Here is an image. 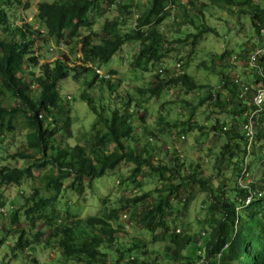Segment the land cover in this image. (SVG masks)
I'll use <instances>...</instances> for the list:
<instances>
[{
    "label": "trees",
    "instance_id": "obj_1",
    "mask_svg": "<svg viewBox=\"0 0 264 264\" xmlns=\"http://www.w3.org/2000/svg\"><path fill=\"white\" fill-rule=\"evenodd\" d=\"M181 1L148 0L149 5L141 10L139 27L130 34H122L121 28L125 26L126 20L133 18L135 8L132 3L124 4L123 0L39 1L35 24L44 28L47 35L57 44L62 41H65L67 45L76 43L81 37V32H86L81 40L82 58L79 59L81 65L73 69L62 61H56L53 65L46 62L39 65V58L34 51V41L28 39L27 34L24 40L23 35L25 29L30 32L32 28L30 26L18 28L10 25L9 17L4 9L0 8V29L3 34L2 37L0 35V80L3 82L0 86V98L3 102L9 96V99L18 101L23 107V109L13 110L0 107V134L13 132L18 116L23 115L30 131L27 136L28 150L39 155L38 160H33L24 153L14 156L15 160L17 158L29 162L32 160L33 164L25 171L17 170V176L13 179L10 178V169L4 168L0 171V206L4 205L1 200L5 196L3 188L11 185L19 186L24 180L41 184L43 189L51 193V197L45 199L41 196L39 189H35L32 198H38V200H35L34 206L26 211V220L32 223L37 219L44 220L45 225L53 230L50 237L57 242L63 257L70 263L264 264V189L262 188L264 174L259 177V181L253 175L260 164L263 165L264 170V106L262 109L252 108V111H258L252 119L254 121L252 141L237 126L238 123H246L244 114L250 110L249 102L256 96V90L251 88L246 93L245 99H240L238 87L226 84L227 78L224 79L226 76L221 77L222 87L232 91V99L222 101L220 93L214 95V89L207 88L210 90L209 101L221 109V113L216 114L209 131V134L220 136L224 141L220 153L215 157V162L226 165L224 168H221L222 166L216 168L214 175L207 179H201L196 173L186 170L179 146H177L179 149L173 147V160L169 162L167 161L169 150L166 152V159L159 158L158 144L163 142L161 138H158L159 141L155 140L157 142L155 143L152 139L153 135L146 128L141 136L134 135L132 123L136 120L138 113L136 110L131 111V107L137 108L140 104L131 98L129 103L122 106L120 110L117 108L113 110L101 103L99 107L94 99H89L85 94L81 95V100L97 117V122L91 129L95 132L98 146L114 144V150L110 154L95 151L94 159H92L91 150L88 148L81 145L65 147L56 137L68 125V116L66 122H62L66 112L62 106L59 83L67 79L70 72L74 73L75 79H79L93 72V67L108 65L119 52L126 53L128 50L126 47L130 44L140 46L132 64L134 68H140L144 72L155 68L164 59L160 46L166 40L161 27L166 16H170L169 13L165 16V9L168 5L181 7ZM186 3L190 8H197L198 0H186ZM208 3L220 8L236 6L241 7L242 10L248 8L252 14L253 27L258 29L257 33L262 38L260 47L264 46V36L260 33L261 28L264 27V10L255 6L253 0H208L200 6L205 8V4ZM103 6H108V11L113 7L117 15L110 20L107 19L101 32L98 33L94 30V26L101 17L99 12L103 10ZM208 33L210 29L197 26V34L192 37L193 46L205 41ZM33 35L34 33L30 32V36ZM227 56L229 52L226 51L220 58V63ZM25 66H28V70L31 71L28 74L35 78L32 80L40 89L38 98L31 94L32 83L24 82V78L28 76L24 70ZM36 69L40 70L38 75L35 73ZM114 73L111 74L114 75ZM19 74L23 77H18ZM155 78L158 85L150 93L157 98H160L163 91L170 87L179 86L186 95L206 89V87H199L186 74L170 78L165 71L164 74L157 75ZM257 78L256 84L261 83L264 87V76ZM94 80H98L96 76ZM101 81L102 84L107 83V81ZM200 104L203 105L204 102ZM139 111L145 115L143 110ZM161 112L159 110L158 114ZM41 115L44 116V121L40 119ZM144 115L140 119L142 123L146 121ZM192 115L194 116V112ZM159 116L158 122L162 126L163 134L167 135L173 129L165 122L163 115ZM221 117L223 124L219 122ZM49 120L50 123H48ZM193 123L192 116L188 117L182 125L187 127L183 131L189 133L198 130L192 126ZM99 126L103 129L98 130ZM224 128L227 129L226 132L223 131ZM181 136L176 138V141H185L180 139ZM137 144L140 147L139 151L133 147ZM51 150L58 153L49 154ZM122 164H131L135 170L132 178H120L119 184L122 188L128 180V182H134V192L141 191L144 185L137 182L142 174L147 176V173L143 172L145 168L148 169L149 178L159 181L160 186L156 192L161 195L155 202H148L153 196L151 193H144L140 196H131L120 206L111 209L109 208L111 203L106 197L100 199L102 203L100 215H91L85 219L76 218L72 222L58 223L56 221L59 217L55 213L57 212L55 203L62 195L64 181L73 177L74 180L70 186L77 188L80 196L83 197L88 190L95 187L97 180L109 176ZM46 167H50V171H47ZM33 169H39L44 173L34 177L31 175ZM184 188L188 191L191 189L193 194L194 192L204 194L208 202L204 218L199 221L200 230L203 231L199 245L194 243L193 234L180 233L179 227L183 228V224L178 219L180 210L173 208L175 202L172 200L173 197L178 200L180 190ZM250 189H257L258 195L253 197L250 205H246ZM175 204L183 206L185 210L187 202ZM125 211L130 214L132 222L137 221L150 234L151 243L160 241L165 244L166 255L170 253L173 255L172 262H162L159 256L154 260L148 257L146 260L141 259L149 254L144 252L145 245L140 241L131 242L126 247L119 243L120 240L116 234L125 229V225L120 222L121 213ZM19 212V210L12 212L11 225L1 229L0 248L4 247L9 240H15V248L18 252L29 251L32 254L35 247L40 245L43 233L38 232L33 240L26 239V231L18 228L21 223ZM112 224H115V227ZM81 225H85L89 232L82 233L79 240L76 238V232ZM191 245L195 247L190 249ZM188 249L189 255L186 256L184 252ZM196 250L197 253H195Z\"/></svg>",
    "mask_w": 264,
    "mask_h": 264
},
{
    "label": "rangeland",
    "instance_id": "obj_2",
    "mask_svg": "<svg viewBox=\"0 0 264 264\" xmlns=\"http://www.w3.org/2000/svg\"><path fill=\"white\" fill-rule=\"evenodd\" d=\"M39 1L41 0H0V7L10 17V25L24 28L28 23H32L31 19L36 13L37 3ZM206 1L198 0L197 8L181 6L168 11L171 16L174 14L173 17L175 20H167L165 24L169 26L163 30L168 41H171H169L170 43L178 41L177 44L180 46V50L183 51V57L187 58L185 64L187 75L199 87H206V89L186 95L184 90L177 86L171 87L173 88V93L169 92L171 88H166L160 98L152 96L150 91L155 90V86L157 87L154 75L155 69L151 72H144L140 68H134L132 66L134 55L137 53L139 46L130 44V46L126 47L130 52H119L108 65L98 67L106 73L116 72L110 82H103L102 84V81L94 80L95 74L93 72L79 79H75L74 73L70 72L69 78L59 83L58 89L60 90V96L62 98V106L66 112L65 116L62 117L63 123L66 122V117L68 116L67 128H63L56 136L59 142L63 143L65 147L81 145L82 147L88 148L91 150L92 159H94L93 154L95 151L110 154L114 150V144L98 146L95 132L91 129L95 122H97V117L89 109L88 105L81 100V95L85 94L89 99H94L96 105L99 107L101 103L102 105L111 107L113 110L115 108L120 110L122 106L128 104L132 99L140 104L137 108L134 106L131 107V111L136 110L138 113L136 120L139 119L132 123L134 135L141 136L144 128H146L153 135L152 139L155 143H157L155 140L161 138L163 142L158 144L160 148L158 150V154H160L159 158L166 159L168 147L179 146L182 151L180 155L185 162L186 170L196 173L201 179H207L213 176L216 168L220 166H222L221 168L226 167L224 164H217L215 162V157L220 153L224 141L220 136L209 134V131L216 116L221 113V109L209 101L208 95H210V90L207 88H213L214 95L220 93L222 101H226V99H232L233 93L222 87V76H226L224 79L227 78L226 84L229 86H231L234 78L237 76L252 86L258 85L256 81L258 79L257 77L260 78V76L253 70L248 69L250 66L249 64L247 65L246 58L254 51V47L260 45L262 38L257 33L258 29L253 27L252 14L248 8L243 10L239 6L235 8H220L212 5V3L210 5L209 3L205 4V8L201 7L200 5ZM147 2L148 0H123L124 4L132 3L133 8H135L134 11L144 10L145 7L142 6H146ZM140 3L143 5H139ZM253 3L255 6L260 7L261 10H264V0H253ZM107 7L103 6V10L99 12L101 13V17L94 26V30L98 33L101 32L107 19L110 20L117 15L113 11L114 8L108 11ZM197 26H205L207 29H210V33L207 34L208 38L205 41L193 46L194 42L192 37L197 34ZM42 30H44L43 33H40ZM133 31V22L129 18L128 21L126 20L125 26H122L121 32H123L122 34H128ZM30 32L34 33L36 39H32ZM30 32L26 29L25 32L23 31L24 40L27 34L28 39L30 38L34 41V51L39 58V65L44 62L53 65L57 60L65 63L70 69L81 65L79 64V59L82 57L81 40L86 32H81V37H79L76 43L72 42L67 45L64 41L65 47L62 49L57 48L56 41L47 35L44 28L39 27L35 30L32 27ZM0 35L1 37L3 35L2 29H0ZM50 49L53 50L50 52ZM226 51L229 52V56L220 63V58ZM123 55H128L129 58L123 61ZM235 56H239V61L231 64L230 61L234 60ZM165 67L171 69V73H173L170 62H168V65L165 64ZM260 67L264 70V66ZM39 71V69H36L35 73L38 75L40 73ZM32 78V76L27 77L26 83H32L31 94L33 97L38 98L40 89H38L37 83ZM68 97L72 99L69 101ZM9 98L8 96L3 102L0 98V107H8L11 110L20 107L18 101H13ZM201 102H204V104L201 105ZM140 109L145 112V115L139 111ZM159 110L163 112L162 117L165 118V122L173 129L167 135L163 134L162 126L158 122L160 117L158 114ZM192 112H194V116ZM143 115L144 117L146 116V121L143 122L144 124L140 120L143 118ZM191 116L194 119L192 126L198 130L185 133L183 130L187 127L182 125L187 121L186 118ZM219 122L223 124L222 117L219 119ZM14 125L15 130L13 132L0 134V171L4 168L10 169V178L12 179L17 176V170L25 171L33 164L32 160V162L20 158L15 160L14 156L16 157V155L24 153L32 157L33 160L39 159V155H35L28 150L29 144L27 143V136L30 131L27 128L28 125L25 117L19 115ZM100 129L102 130L103 127L99 126L98 130ZM180 135H184L186 140L176 141V138L178 139ZM133 147L137 151L140 149L138 144ZM52 153L56 154L58 152L51 150L49 154ZM172 160V155H168L167 161L170 162ZM132 167L133 165L131 164H122L118 170L109 174V176L97 180L94 184L95 187L92 190H88L83 197L80 196L77 188L70 186L74 180L73 177L64 181L62 195L58 202L55 203V210H57L55 213L59 217L56 221L58 223L72 222L76 218L85 219L91 215H100L102 205L100 199L106 197L111 203L109 206L111 209L120 206L123 201L128 200L131 196H140L144 193H151L153 197L148 202H155L157 197L161 195V193L156 192L160 184L158 180L149 178L147 168L143 170V172L147 173V176L142 174L138 178L137 183L141 182L144 185L141 191L137 190V192H134V182L131 183L128 180H126L123 188L119 184L121 182L120 178L133 177L135 170ZM45 169L50 171V167H46ZM41 173L43 174L44 172H41L39 169H33L31 175L37 177ZM262 174H264V170L263 165L260 164L254 170L253 175L259 181L258 179H260L259 177ZM37 188L43 198L47 199L51 197L50 192L43 189L41 184L34 183L32 180H24L19 186L11 185L10 187L2 189L4 190L5 196L1 198L4 205L2 207L0 206V236L2 234L1 229L11 225V213L19 210L18 215L21 217V223L18 228L26 231V239L33 240L35 235L40 231L43 233V237L40 239V245L35 247L34 253L32 254L29 251L18 252L15 248L16 241L9 240L4 247L0 248V264H73L66 261L63 257V252L59 248V245L50 237L53 230L45 225L44 220L37 219L33 223L32 221L26 220V211L34 206L35 200H38V198H32L34 190ZM185 194L184 196L187 198L185 210L183 206L175 204L178 203L177 201L173 205V208L180 210L178 219L183 224V228L179 227V230L181 234H193L194 243L199 245L201 242L200 237L203 233L200 230L201 226L199 221L204 218L205 208L208 202L204 194L199 192H194L193 194L191 189L188 193L185 192ZM112 226L115 227V224H112ZM122 231H119L116 237L119 238V243L123 247L129 246L131 242L140 241L144 243V252L149 255L141 259L146 260L148 257L154 260L159 256L162 262H172L173 255L172 253L166 255L167 249H165V244L160 241L151 243L152 237L137 221H134L132 225L128 224ZM84 232H89V230L85 225H81L76 232V238L80 240V235ZM194 247V245H191L190 249ZM195 253H197V250ZM184 255H189V249L184 252Z\"/></svg>",
    "mask_w": 264,
    "mask_h": 264
},
{
    "label": "clouds",
    "instance_id": "obj_3",
    "mask_svg": "<svg viewBox=\"0 0 264 264\" xmlns=\"http://www.w3.org/2000/svg\"><path fill=\"white\" fill-rule=\"evenodd\" d=\"M208 1V0H207ZM181 3H182V6H186L187 7V3H186V0H182L181 1ZM38 4V3H37ZM139 5H143V4H139ZM138 5V6H139ZM149 4H148V2L146 3V6H148ZM146 6H142V7H146ZM175 7H177V6H174V5H168L167 6V8L165 9V16L167 15V13H169L168 11H171V9H174ZM189 7V6H188ZM0 8H2V7H0ZM111 8H113V7H111ZM110 8V9H111ZM148 8V7H147ZM190 8V7H189ZM235 8V7H234ZM170 14V13H169ZM36 15H37V8H36V13H35V15H33V17H32V19H31V22L32 23H28V25H25V26H30L31 28L33 27V29L35 28V30H37L38 28H39V25H36L35 24V17H36ZM174 15V14H173ZM173 15L171 16V14H170V16H166L167 18H166V20L164 21V23L162 24V27H161V31H162V33H163V30L164 29H166V28H168V24H165V22L167 21V20H169L170 19V21H172V20H175L174 19V17H173ZM141 16H142V14H141V10H137V11H134V14H133V18H132V22H133V27H134V30H136L138 27H139V25H140V20H141ZM9 17V16H8ZM10 18V17H9ZM10 20V19H9ZM11 24V23H10ZM36 26V27H35ZM18 28H23V27H18ZM43 31L44 30H42V31H40V33H43ZM34 32V31H33ZM134 32V31H133ZM132 32V33H133ZM260 33H261V35H263L264 36V27L263 28H261V30H260ZM128 34H130V33H128ZM164 34V33H163ZM164 37H165V40H166V42L164 43L163 42V44L160 46V49H161V53L164 55V59H163V61L161 62V63H159L158 65H156L155 66V68H153V69H155V77L157 76V75H162V74H164V72L165 71H167L168 72V75H169V77L170 78H172V77H180V76H183V75H187V73H186V71H185V64H186V61H187V58H184L183 57V55H182V53H183V51H181L180 50V46L177 44V42H175L174 43V41L172 42V43H170L169 41H168V39L166 38V36H165V34H164ZM33 38H35L36 39V37L33 35L32 36V39ZM34 40V39H33ZM135 45H137V46H139V44H135ZM63 47H65V42L64 41H62V42H60L59 44H57V48L58 49H62ZM81 47H82V44H81ZM255 49H254V51L255 50H257V49H259L260 48V45L259 46H256V47H254ZM261 48H264V46H262ZM139 49H140V46H139ZM139 49H138V51H139ZM53 49H50V52L52 51ZM138 51H137V53H138ZM253 51V52H254ZM126 52H130V51H126ZM125 53V52H124ZM137 53H135V55L134 56H136L137 55ZM168 57V58H167ZM249 57H250V55L246 58V63H247V65L249 64ZM82 58V57H81ZM80 58V59H81ZM127 58H129L128 57V55H123V61H126L127 60ZM231 58V57H230ZM229 58V59H230ZM238 58H239V56H235L234 57V60H232V61H230V63L231 64H235L237 61H239L238 60ZM170 59V60H169ZM263 60H264V58H262L261 60H260V62H259V64H258V67L260 68V69H262L260 66H262V63H264L263 62ZM57 61H59V60H57ZM168 62H170V64H171V67L173 68V73H171V69H169V68H166L165 67V64H167L168 65ZM46 63H48V62H46ZM79 64H81V63H79ZM89 67V66H88ZM101 67H103V66H101ZM100 68V67H99ZM98 67H93L92 69H93V73L95 74V76L97 77V79H98V81H101V80H104V81H111L112 80V78H113V74H111L110 72L109 73H106V72H103L101 69H99ZM153 69H151L149 72H151ZM248 69H251V70H253L258 76H260L259 75V72H258V69L257 68H251V67H249ZM24 70L27 72V75L28 76H26V78L27 77H29L30 75L28 74V72L30 73L31 71L30 70H28V66H25L24 67ZM263 70V69H262ZM97 71H99L100 73H101V75L100 74H98L97 73ZM189 76V75H188ZM248 76L250 77V75L248 74ZM263 76H264V70H263ZM18 77H23V75L22 74H19L18 75ZM262 77V76H261ZM26 78H24V82L26 83ZM69 78V77H68ZM156 80V82H157V85H158V81H157V78H155ZM236 80H238L240 83H244V84H247L243 79H241L239 76H237V77H235L234 78V81L232 82V86H234V87H238V89H239V91H240V94H241V90H240V87H239V85H237L236 83H235V81ZM2 80H0V86H2ZM27 84H31V82H28ZM252 89H254V90H256L258 87H263V85H261V84H258V85H256V86H251L250 84H248ZM155 88H156V86H155ZM171 88V87H170ZM264 88V87H263ZM39 89V88H38ZM31 91H32V85H31ZM170 93L172 92L173 93V88H171L170 89V91H169ZM61 97V96H60ZM69 99V101L72 99L71 97H68ZM255 98V97H254ZM254 98H253V100H251L250 102H249V104H250V106H249V108H250V110L247 112V113H245L244 114V118H245V121H246V123L244 124V123H238V125L237 126H239V128H240V130L245 134V136L247 137V138H250V140L252 141V139H253V135H254V121L252 120L255 116H256V114H257V110L256 111H252V108H256V109H262L263 108V106H264V104L259 108V107H257L255 104H254ZM62 99V98H61ZM240 99H245L244 97L243 98H240ZM4 108H8V107H4ZM18 108H21V109H23V107H18ZM9 109V108H8ZM159 115H163V112H161V113H159ZM40 119L41 120H43L44 121V116L43 115H41L40 116ZM187 119V118H186ZM51 121L49 120L48 121V123H50ZM46 126V123L44 122V127ZM250 126V128L252 129V134H248V130L246 129V127H249ZM223 131L224 132H226L227 131V129L226 128H224L223 129ZM181 140H186V137L184 136V135H182L181 136V138H180ZM168 147V146H167ZM176 147L177 148V146H171V147H168V149H167V151L170 153L169 154V156L170 155H172V150L174 149V148ZM177 149H179V148H177ZM248 149H249V147H248ZM181 154V153H180ZM172 157H173V155H172ZM182 157V156H181ZM263 186H264V184L262 185V188H263ZM248 189V188H247ZM264 189V188H263ZM187 192L188 193V189H186V188H184V189H182V190H180V195H179V199L177 200V199H175L174 197H173V199L172 200H174V201H178V203L179 202H181L182 204H184V203H186L187 202V198H186V196H184V194H185V192ZM186 195V194H185ZM256 195H258V191H257V189H254V190H252V189H250L249 190V194H248V196H247V200H246V205H250V203H251V201L253 200V197L254 196H256ZM183 196V197H182ZM3 211V210H2ZM130 214L128 213V211H125V212H122V214H121V216H120V220H121V222H123L122 224L123 225H125V228L127 227V225L128 224H131L132 225V223L133 222H130V221H132V220H130ZM122 219H123V221H122ZM128 223V224H127Z\"/></svg>",
    "mask_w": 264,
    "mask_h": 264
},
{
    "label": "built area",
    "instance_id": "obj_4",
    "mask_svg": "<svg viewBox=\"0 0 264 264\" xmlns=\"http://www.w3.org/2000/svg\"><path fill=\"white\" fill-rule=\"evenodd\" d=\"M262 58H264V48H259L255 50L250 54L249 66L251 68H257L259 75L263 77V70L258 67V64ZM97 73L101 75L99 71H97ZM235 83L240 87L241 90L240 98L245 97L246 93L249 92L251 87L248 84L240 83L238 80H236ZM254 104L259 108L264 104V88L262 86L256 89ZM246 129L248 130L249 135L252 134V129L250 128V126L246 127Z\"/></svg>",
    "mask_w": 264,
    "mask_h": 264
}]
</instances>
